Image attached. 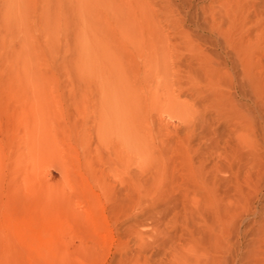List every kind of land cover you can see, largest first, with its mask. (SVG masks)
I'll list each match as a JSON object with an SVG mask.
<instances>
[{
    "label": "rangeland",
    "instance_id": "rangeland-1",
    "mask_svg": "<svg viewBox=\"0 0 264 264\" xmlns=\"http://www.w3.org/2000/svg\"><path fill=\"white\" fill-rule=\"evenodd\" d=\"M0 264H264V0H0Z\"/></svg>",
    "mask_w": 264,
    "mask_h": 264
}]
</instances>
